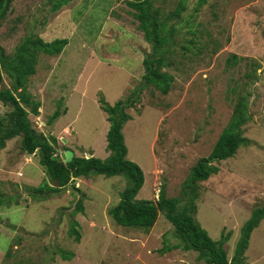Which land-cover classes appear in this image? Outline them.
Wrapping results in <instances>:
<instances>
[{"label": "rangeland", "instance_id": "obj_1", "mask_svg": "<svg viewBox=\"0 0 264 264\" xmlns=\"http://www.w3.org/2000/svg\"><path fill=\"white\" fill-rule=\"evenodd\" d=\"M54 1L13 0L0 20V49L12 57L30 36L68 39L60 54L39 55L28 80L40 103L32 123L56 137L60 155L107 158L110 122L101 100L128 104L138 92L122 129L128 158L145 174L137 199L157 200L162 185L169 197H179L191 168L209 156L227 126L236 99L241 94L248 102L250 119L241 127L248 144L216 161L219 171L199 182L196 217L214 240L230 233L224 248L231 258L243 225L264 206V0H208L199 11L198 0H187L183 23L167 22L182 27L168 45L166 70L174 81L167 93L143 83V59L153 45L126 0H72L58 10ZM178 2L155 0L165 14ZM2 87H13L6 72ZM10 109L0 101V117ZM73 185L80 191H70ZM128 185L124 175L92 172L56 190L40 153H25L20 137L8 140L0 150V264H206L198 251L183 249L163 212L149 229L114 220L109 209ZM74 218L79 240L71 231ZM245 256V264H264V218Z\"/></svg>", "mask_w": 264, "mask_h": 264}, {"label": "trees", "instance_id": "obj_2", "mask_svg": "<svg viewBox=\"0 0 264 264\" xmlns=\"http://www.w3.org/2000/svg\"><path fill=\"white\" fill-rule=\"evenodd\" d=\"M12 1L0 0V20ZM71 1L55 0L52 8L58 10ZM126 1L134 10L138 27L143 32L144 38L153 45L152 52L147 53L143 59L145 69L143 83L154 84L162 92L167 93L174 81L173 74L166 70L171 65L167 57L168 45L182 29L172 24L169 26L167 22L174 20L175 23H183L187 0H179L176 8L166 14L156 6L155 0ZM206 2L208 0H198L195 10L199 11ZM186 32L192 36L198 34V30L194 28ZM193 40L194 38L191 37L190 43ZM67 43V38L57 37L48 41L38 35L25 39L12 57L0 49V101L11 107L10 111L0 117V150L6 147L8 140L20 137L21 148L25 153L31 155L40 153V164L51 181L56 184V190L68 189L77 178H88L92 172L106 176L124 175L129 180V185L121 192L119 202L109 209V214L118 224L149 229L155 225L158 216L163 212L174 225L177 236L183 242V249L198 251L199 257L205 259L206 264H245V253L252 232L264 218V206L255 209L253 215L243 225L231 258L224 248L230 233H223L219 241L214 240L202 227L196 215L200 197L199 182L209 179L219 171L216 161L220 162L232 157L242 145L248 144L241 129L250 119L248 102L241 94L236 99L227 126L219 135L209 156L199 158L191 168L189 175L183 181L179 197H169L165 185H162L157 200L137 199L136 196L145 182V174L139 164L128 158V147L122 131L124 123L130 118L125 112L126 106L135 104L140 97L136 90L127 99L128 104L124 100H119L114 105H108L101 100L110 122L107 133L109 156L105 159L95 157L93 154L90 157L74 154L69 161H58L60 153L57 150L56 137H49L38 131L32 123L30 115L40 114V103L35 102L29 92V77L36 72L37 59L41 53L58 55ZM4 72L10 77L13 87H2ZM73 187L80 191L75 185ZM35 190L45 194L44 189ZM3 201L0 199V205ZM77 208L82 209L83 206L79 204ZM78 224L74 218L71 231L77 240L81 238ZM61 253L65 257L71 256L64 251Z\"/></svg>", "mask_w": 264, "mask_h": 264}, {"label": "water", "instance_id": "obj_3", "mask_svg": "<svg viewBox=\"0 0 264 264\" xmlns=\"http://www.w3.org/2000/svg\"><path fill=\"white\" fill-rule=\"evenodd\" d=\"M73 155H74V153L71 150H68L64 153V155L58 156V161H62V160L69 161L72 159ZM88 157H89V155H88ZM69 189H70V191L77 192L76 188H74L72 186H69Z\"/></svg>", "mask_w": 264, "mask_h": 264}, {"label": "clouds", "instance_id": "obj_4", "mask_svg": "<svg viewBox=\"0 0 264 264\" xmlns=\"http://www.w3.org/2000/svg\"><path fill=\"white\" fill-rule=\"evenodd\" d=\"M68 151V150H67ZM60 156H62V155H60ZM74 156V155H73ZM88 157V156H87ZM89 157H90V155H89ZM70 190V189H69ZM77 190V189H76Z\"/></svg>", "mask_w": 264, "mask_h": 264}]
</instances>
